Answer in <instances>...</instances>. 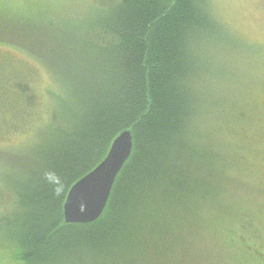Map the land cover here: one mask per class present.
Returning <instances> with one entry per match:
<instances>
[{"label": "trees", "instance_id": "16d2710c", "mask_svg": "<svg viewBox=\"0 0 264 264\" xmlns=\"http://www.w3.org/2000/svg\"><path fill=\"white\" fill-rule=\"evenodd\" d=\"M209 1L90 0L82 16L63 23L65 34L79 31L73 54L40 58L49 87L15 61L14 78L6 75L10 86L1 73L0 140L26 136V146L16 152L28 154L30 169H0V201L5 189L13 196L0 210V239L25 263L66 264L80 254L83 264H126L161 254L159 246L154 255L143 248L152 249L164 229L190 218L204 217L208 230L213 210L204 204H222L218 195L223 201L225 195L202 191L207 184L192 177L203 156L191 126L203 120L200 109L217 106L198 83L212 73L206 68L200 75L197 53L216 28L227 33ZM217 74L227 78L226 71ZM127 129L132 154L104 213L92 223H65L69 188ZM6 215L11 219L3 227Z\"/></svg>", "mask_w": 264, "mask_h": 264}, {"label": "rangeland", "instance_id": "374dc122", "mask_svg": "<svg viewBox=\"0 0 264 264\" xmlns=\"http://www.w3.org/2000/svg\"><path fill=\"white\" fill-rule=\"evenodd\" d=\"M89 1L0 0L3 84H9L7 76L14 78L17 62L26 76L36 74L42 88L49 87L50 80L40 58L55 61L59 55L66 58L73 54L79 31L74 28L73 33L65 34L63 23L65 19L82 16ZM209 3L211 12L227 33L216 28L197 53L202 56L200 75H204L206 68L207 73H212L198 83L205 91L204 96L217 106L200 109L206 113L203 120H196L191 126L196 128L198 136L194 142L204 158L195 165L192 177L207 184L208 188L202 191H223L228 205L224 207L221 194L218 197L222 204L216 199L204 204V210L212 209L213 213L208 215L216 220L210 217V232L206 221H202L204 217L196 219L198 223L190 218L174 228L169 221L173 230L164 229L166 234L159 244L155 246L152 241V249L143 248L145 253L154 255L159 246L161 254L142 256L141 260L134 258L126 264H264V0H210ZM216 43L220 51L213 50L219 47ZM222 70L227 72V78L217 74ZM26 144L27 137L22 135L0 140V169L5 165L7 171L12 168V174L18 168L30 169V165L26 166L28 154L16 152L18 146ZM2 195L5 201L3 204L0 201V210L11 201L12 189H5ZM226 209L230 211L225 216ZM10 219L11 215H6L3 227L8 226ZM82 260L79 254L66 264H83ZM0 264L29 263L0 239Z\"/></svg>", "mask_w": 264, "mask_h": 264}, {"label": "water", "instance_id": "95a60500", "mask_svg": "<svg viewBox=\"0 0 264 264\" xmlns=\"http://www.w3.org/2000/svg\"><path fill=\"white\" fill-rule=\"evenodd\" d=\"M132 150L133 135L127 129L113 139L105 157L69 188L63 203L65 223L88 224L102 216Z\"/></svg>", "mask_w": 264, "mask_h": 264}]
</instances>
